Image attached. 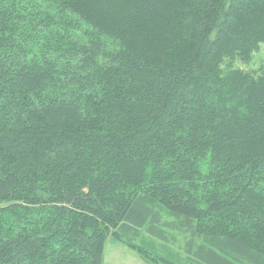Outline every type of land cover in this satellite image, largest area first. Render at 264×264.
Returning a JSON list of instances; mask_svg holds the SVG:
<instances>
[{
  "label": "trees",
  "instance_id": "1",
  "mask_svg": "<svg viewBox=\"0 0 264 264\" xmlns=\"http://www.w3.org/2000/svg\"><path fill=\"white\" fill-rule=\"evenodd\" d=\"M262 46L264 0H0V264H264Z\"/></svg>",
  "mask_w": 264,
  "mask_h": 264
},
{
  "label": "rangeland",
  "instance_id": "2",
  "mask_svg": "<svg viewBox=\"0 0 264 264\" xmlns=\"http://www.w3.org/2000/svg\"><path fill=\"white\" fill-rule=\"evenodd\" d=\"M86 26L83 25V29L80 31L78 36L79 40L83 38V32H86ZM74 35H77V31ZM264 66V46L261 47L260 51L257 52L251 61V63L245 69L257 70ZM203 169L206 170V165H203ZM167 218V216H165ZM172 233V234H171ZM173 235V237H171ZM169 240H164L148 234L145 230H142L141 235L136 237L135 242L140 246H146L149 250L156 254L162 255L170 260L180 259L184 264H194L190 259L191 257L186 253V242L189 238L183 233L172 231L169 235ZM105 264H148L139 254L134 250L128 248L126 245L109 238L106 242L104 249Z\"/></svg>",
  "mask_w": 264,
  "mask_h": 264
},
{
  "label": "crops",
  "instance_id": "3",
  "mask_svg": "<svg viewBox=\"0 0 264 264\" xmlns=\"http://www.w3.org/2000/svg\"><path fill=\"white\" fill-rule=\"evenodd\" d=\"M123 244V243H122ZM105 257V256H104ZM104 264H105V258H104ZM117 264H120V262L118 261V263Z\"/></svg>",
  "mask_w": 264,
  "mask_h": 264
}]
</instances>
